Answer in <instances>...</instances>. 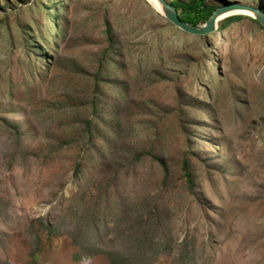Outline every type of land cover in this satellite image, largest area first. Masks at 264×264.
<instances>
[{
	"label": "rangeland",
	"instance_id": "obj_1",
	"mask_svg": "<svg viewBox=\"0 0 264 264\" xmlns=\"http://www.w3.org/2000/svg\"><path fill=\"white\" fill-rule=\"evenodd\" d=\"M241 15L193 34L147 0H0V264H264V28Z\"/></svg>",
	"mask_w": 264,
	"mask_h": 264
},
{
	"label": "water",
	"instance_id": "obj_2",
	"mask_svg": "<svg viewBox=\"0 0 264 264\" xmlns=\"http://www.w3.org/2000/svg\"><path fill=\"white\" fill-rule=\"evenodd\" d=\"M158 1L162 6V14L172 24L186 32L193 34H204L213 31L215 29L217 17L221 16L223 13L231 9H240L249 12V16L258 20V22L264 27V12L249 4L237 2L225 3L223 5L217 6L204 23L190 24L178 17L174 6H172L169 2H166L165 0Z\"/></svg>",
	"mask_w": 264,
	"mask_h": 264
},
{
	"label": "trees",
	"instance_id": "obj_3",
	"mask_svg": "<svg viewBox=\"0 0 264 264\" xmlns=\"http://www.w3.org/2000/svg\"><path fill=\"white\" fill-rule=\"evenodd\" d=\"M207 1L208 0H187V1L173 0V1H169V3L172 6H174V8L177 12V15L180 19H182V20H184L190 24H200V23H204L208 19V17L210 16V14L213 12V10L218 6L215 4L208 3ZM240 16H242V15L236 14L234 16H229V17L226 16L224 23L221 22L219 24V22L223 18L218 21V26H225L226 24H228L232 20H235L236 18H240ZM253 19L258 22V20H256L255 18H253ZM109 41H110L109 45L111 47L113 45L114 41L112 39ZM88 133H90V131ZM181 164H182V169L184 171V174L186 176L187 183L190 187H192L193 186V178H192V173H191L190 168H189L188 158L185 157L182 160ZM78 167H79V164H77L75 170H77ZM118 261H119L118 259L116 261L111 259V264H118Z\"/></svg>",
	"mask_w": 264,
	"mask_h": 264
},
{
	"label": "bare ground",
	"instance_id": "obj_4",
	"mask_svg": "<svg viewBox=\"0 0 264 264\" xmlns=\"http://www.w3.org/2000/svg\"><path fill=\"white\" fill-rule=\"evenodd\" d=\"M149 2V4L151 5V7H153L155 10H157L158 12L162 13V6L159 3L158 0H147ZM232 14H248L250 15L249 12L247 11H243L240 9H231L229 11H226L225 13H223L221 16L217 17L216 19V23H215V28L218 26V21L228 15H232Z\"/></svg>",
	"mask_w": 264,
	"mask_h": 264
}]
</instances>
